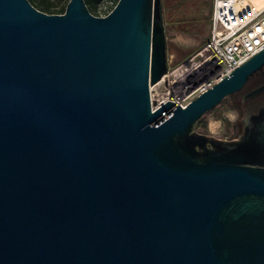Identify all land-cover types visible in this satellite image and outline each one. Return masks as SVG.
I'll list each match as a JSON object with an SVG mask.
<instances>
[{
    "label": "water",
    "instance_id": "obj_1",
    "mask_svg": "<svg viewBox=\"0 0 264 264\" xmlns=\"http://www.w3.org/2000/svg\"><path fill=\"white\" fill-rule=\"evenodd\" d=\"M263 70L153 109L161 0H0V264H264V107L239 139L198 133Z\"/></svg>",
    "mask_w": 264,
    "mask_h": 264
},
{
    "label": "rangeland",
    "instance_id": "obj_2",
    "mask_svg": "<svg viewBox=\"0 0 264 264\" xmlns=\"http://www.w3.org/2000/svg\"><path fill=\"white\" fill-rule=\"evenodd\" d=\"M69 1L64 0L57 7V11L66 10ZM116 1L98 0L95 3L98 9L97 17L109 14ZM161 2L167 39L168 72L163 77L164 80L150 85L153 109L167 100L179 105L189 104L199 96V87L202 83L212 77L208 74L209 62L205 63L207 54L204 51L210 34L212 0H161ZM87 7L90 11L88 5ZM90 13L93 14L92 11ZM260 83L259 78H254L249 88ZM241 104V97L232 95L226 98L217 108L205 115L198 127V133L226 141L239 139L244 131L246 112Z\"/></svg>",
    "mask_w": 264,
    "mask_h": 264
},
{
    "label": "built area",
    "instance_id": "obj_3",
    "mask_svg": "<svg viewBox=\"0 0 264 264\" xmlns=\"http://www.w3.org/2000/svg\"><path fill=\"white\" fill-rule=\"evenodd\" d=\"M204 51L212 77L199 87V95L264 51V0H212L210 34Z\"/></svg>",
    "mask_w": 264,
    "mask_h": 264
},
{
    "label": "trees",
    "instance_id": "obj_4",
    "mask_svg": "<svg viewBox=\"0 0 264 264\" xmlns=\"http://www.w3.org/2000/svg\"><path fill=\"white\" fill-rule=\"evenodd\" d=\"M98 0H85L86 5L89 6L90 11H92V13L94 15H98V9L95 6V3ZM29 2L38 10L45 12L47 14H57V13H65V10L62 9L60 12L57 11V7L62 4V2H64V0H48V2L46 3L44 0H29ZM119 2V0L116 1L115 6L117 5V3ZM114 6V7H115ZM114 7L111 9L113 10ZM108 13H106L107 15ZM254 78H259L261 81H264V73H258L256 74L252 79ZM201 126H204V123L202 122Z\"/></svg>",
    "mask_w": 264,
    "mask_h": 264
},
{
    "label": "flooded vegetation",
    "instance_id": "obj_5",
    "mask_svg": "<svg viewBox=\"0 0 264 264\" xmlns=\"http://www.w3.org/2000/svg\"><path fill=\"white\" fill-rule=\"evenodd\" d=\"M264 73V70L261 72ZM252 81V79L250 80V82ZM250 82L243 88L242 91L234 94L235 96L241 97L242 99V104L241 107L242 109H244L245 111H250L253 113H257L259 111L260 108L264 107V93L255 96L253 98H250L248 100H246L245 102L244 97L249 94L250 92H252L253 90L259 88L260 86H262L264 84V81H261L260 84L249 88V84Z\"/></svg>",
    "mask_w": 264,
    "mask_h": 264
},
{
    "label": "bare ground",
    "instance_id": "obj_6",
    "mask_svg": "<svg viewBox=\"0 0 264 264\" xmlns=\"http://www.w3.org/2000/svg\"><path fill=\"white\" fill-rule=\"evenodd\" d=\"M195 64V63H194ZM198 64V63H197ZM164 80V79H163ZM162 83V82H161ZM173 85V84H172ZM154 88H152V90H153ZM162 98V97H161ZM164 102V101H163Z\"/></svg>",
    "mask_w": 264,
    "mask_h": 264
}]
</instances>
